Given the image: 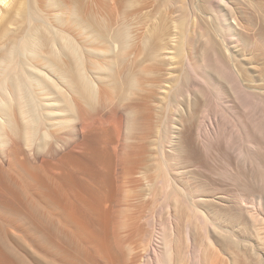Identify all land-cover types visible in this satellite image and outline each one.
<instances>
[{
    "label": "bare ground",
    "instance_id": "6f19581e",
    "mask_svg": "<svg viewBox=\"0 0 264 264\" xmlns=\"http://www.w3.org/2000/svg\"><path fill=\"white\" fill-rule=\"evenodd\" d=\"M72 2L67 15L49 18L37 0H0V264L136 263V258L129 262L125 257L130 237L123 236V221L104 205L112 199L114 166L123 176L141 164L142 148L131 153L130 161L120 142L148 123L142 103L151 97L167 100L177 116L165 124L156 140L151 139L143 164L146 170H140L143 200L166 214L163 247L153 250L143 264H217L213 234L217 208L236 209L247 226L249 240L244 247L250 263L264 264V73L230 49L231 23L236 27L239 23L226 18L223 10H228V1L207 2L206 17L220 40L219 45L211 40L213 45L198 59L179 43L183 31L176 21L166 16L150 18V11H145L147 0L134 1L135 6L130 5L134 8L126 10L132 16L125 15L119 25L117 21V28L99 27L87 3ZM62 4V0L48 2L55 8ZM138 44L143 45V56L151 67L145 70L150 77L143 93L148 98L137 102L131 97L136 98L135 92L144 90L146 82H139L132 70L124 76L123 67L135 56ZM118 84L131 90L125 92L128 101L115 110L104 87L114 93ZM84 102L90 112L100 106L99 122L111 126L118 120L124 125L116 160L108 149L117 140L112 127L93 124H88L89 135H81L83 154H63L53 164L60 169L58 174L40 170L25 155L18 157L19 142L29 147L36 143L42 128L68 120L60 117L62 113L73 110L77 120L93 121L96 114H85ZM107 114L116 120H109ZM10 143L11 153L4 154ZM155 148L156 154L151 152ZM213 154L226 155L225 166L214 175L222 184L217 185L219 180L210 175L203 176L202 185L190 187L184 180L189 170L183 168ZM150 217L152 224L142 231L149 245L157 232L156 214ZM177 222L183 225V248L175 235ZM194 226L198 235L202 230L200 242L197 233L194 237ZM237 258L231 264H243Z\"/></svg>",
    "mask_w": 264,
    "mask_h": 264
},
{
    "label": "rangeland",
    "instance_id": "374dc122",
    "mask_svg": "<svg viewBox=\"0 0 264 264\" xmlns=\"http://www.w3.org/2000/svg\"><path fill=\"white\" fill-rule=\"evenodd\" d=\"M47 1L49 2V0H37V3L40 6V9H42L41 11L44 12V14H46L49 18H52V16L54 14L56 16H59V17L62 15H67L70 12V8L73 6L72 0H62L63 4L60 8H55L53 5L49 6ZM82 1L87 3L88 6L91 8V13H92L93 17H95V19H96L95 22H97L99 27L102 28V27L109 25L110 27H116L117 28L118 27L117 25H119L120 22L123 21L125 15H130L128 12H130L131 9L134 8V7L132 8L130 5L132 3L135 4L134 1H136V0H133V1L129 0L128 2H127V0H82ZM208 1L209 0H147L148 7L145 9V11H150V14H152V16L150 18H152V19H154L155 17H157V19H158L159 17L163 18V16H166L167 20L176 21L177 24L179 25V28H181L180 29L181 33L183 31V33L181 35L183 37V39L181 37V39H179V40L177 39V40L179 41V43L184 44V50L186 49L185 52L190 51L192 53V55H194V57L196 59H198L200 57V55L202 54V52H205V50L208 49L209 45H213L211 40H213V42H215L217 45H219V40H220V38H219L220 36L217 34L218 32H216L215 29L212 28V25H211L209 19L206 17V15L208 14L207 12H209V8L207 6ZM226 1H228V3H227L228 4L227 5L228 10H226L225 8L223 10L226 18H229L228 20L230 22L233 21L232 20L233 18H236L239 25H241V27H239V25H237V27H236L234 22L231 23L232 24L231 26H232L233 31H234L233 32L234 38L230 42V46H231L230 49L232 51H234L235 53H237L238 56L240 57V59L244 60L245 62H250L254 66V70H257L258 72L261 71L262 73H264V0H226ZM127 4H129V5H127ZM132 6H135V5L132 4ZM127 9L129 10L128 12L126 11ZM124 12H127V14L126 13L124 14ZM122 14H123V16H122ZM231 15L233 17H231ZM130 16H132V15H130ZM130 16H126V18L128 19L127 21H129V18L130 19L132 18L131 20L134 22L135 26L137 27L138 25L135 23V20H133V17H130ZM126 18H125V20H126ZM204 18L206 20H204ZM184 20L186 23L184 22ZM197 20L201 21V22H197ZM242 26L245 28H243ZM132 27L135 28L134 25L131 26V28ZM203 27H205V29ZM241 30H243V31H241ZM209 31L212 35L211 34L209 35ZM214 32L216 33V35ZM210 36H211V38H210ZM184 38L186 39L185 41L187 42V44L185 43ZM174 40H176V39H174ZM174 43H175V41L172 42V44H174ZM141 45L142 44H138L135 47L136 49L135 48L133 49V53L135 56L132 55L130 57L131 59H129V61H128L129 63L127 62L126 66L123 65L124 66L123 67L124 76H126L125 73L127 74L128 72H130L132 70V76H135L136 79L141 83L144 81L146 82V83H142V87L143 86L145 87L144 90L143 89L140 90L142 93H140L139 89L138 90L136 89L137 91L135 92V94H137L138 97L136 95V98H134L133 97V96H135L134 94L132 96L133 99L131 97V100H134V101L137 100V102L140 101L142 98H148L147 97L148 94H146L147 90H145V89L148 88L147 82H148L149 78H146V77L149 75L146 74L145 70H149L151 67L149 59H146L143 56L144 54L142 52ZM138 56L140 58L141 57H143V58L140 59ZM138 60H139V62H138ZM144 61H148V63L144 62ZM146 65H147V67H146ZM148 66H149V68H148ZM128 67H130V68L128 69ZM141 68H143V69H141ZM130 73L128 75H131ZM140 75H142V76H140ZM258 77H259V75H258ZM146 79H147V81H146ZM104 89L106 91H108V92H106V91L105 92L108 93L109 97L112 98L113 103L111 106L113 108L112 107L111 108L115 109V110H118L117 108L119 107V105H121L120 103H123L125 101V98L127 96V95L125 96V94L127 93V90L128 91H129V89L131 90V88H128V85L120 86L119 84L115 87L116 90L114 89L115 94L113 93V89L109 90L106 86L104 87ZM117 91H118V93H116ZM138 91H139V93H137ZM143 92H146V93H143ZM119 93H121V94H119ZM105 95H107V94L104 93V96ZM118 95H119V97H117ZM144 95L145 96L147 95V96L145 97ZM114 96H115V98H114ZM124 96H125V98H124ZM128 99L126 101H128ZM140 103H142V102H140ZM143 104H145L146 107H144L145 106L144 105L143 106L144 108L143 107L142 108L144 109V111H146L145 113H147V116L149 118L148 119L149 120L148 121V123H149L148 128H145L146 127L145 124H148V123H145L142 126L143 128L138 129V131L136 130L135 133H132V135L129 136L128 140H123V139L121 140V137H122L121 135L124 132V125L122 123H120L117 120V121H113L112 124H110L111 126H108V123L99 122V118H97V117H99L98 113H100L98 111L101 110L100 106H98V107L96 106V108L90 112L89 106L84 102V104L82 103V105H83L82 109L84 108L83 110H85V114L88 113L87 115H90V116H91V114H96L94 116L95 118L94 117L92 118L93 121H91V119H90V121L85 120V121H87V123H86L85 121L77 120L75 111H73V110L68 111L66 113H62L61 114L62 116L60 115V117L62 119H68L66 121L67 123L65 122L63 124H60L57 122L58 124L55 123L53 125H48L47 127L45 126L44 127L45 129L42 128V130H41L42 135L39 136L38 141L36 140V143H34L33 145H30V147H29L28 145L25 146L24 143L19 142V144H18L19 149L18 148L15 149L16 151L19 152V153L17 152V155L20 159H23L24 155H25V156H27V158L29 160L35 161L34 163H36V164H34V165H36L37 167L39 166L40 170L45 171L48 174L55 175L56 173L58 174V171H60V169L58 170V168H54V167H57V164L54 167H52V166L56 162L58 163V160L60 159V157L63 154H69L70 152H71V154L75 153L77 155L83 154V148L84 147L82 145L83 139L81 137L82 136L84 137L85 134H86L85 136L89 135V134H87V132L91 131L92 128H91V126H88V124L89 125L93 124V126L98 125L100 127L102 126L105 128L106 127H112L110 129V131L113 132V135L117 140L115 139L116 141L112 142V144H111L112 146L109 144L108 149H109V153H111V156L113 157V155H114V158H113L114 160H116L118 157L117 156L118 155L117 154L118 149L116 150V148H118V146L120 144H122L124 147L126 146L125 148L128 150V151L127 150L126 151L128 154H130V161L133 159V156H132L133 153L132 152L135 151L134 153H136L137 151H140V149L142 148L141 150L144 153L142 156H143V159L145 158V160H143L141 158L140 166L136 167V169L138 168L137 169L138 171L137 170L135 172L133 171L134 173L129 172L130 174L128 173V174L122 176V174H119L116 166H114V168H113L114 170L112 169V177L114 179L113 186H112L113 187L112 188V192H113L112 193V199L108 204L104 205V207L106 206L105 208H107V205H109L108 206L109 209L112 212L114 211L113 213H115V215L117 214L119 216V218L123 221V224L125 226L122 228V230L124 229L122 231L123 236H126V238L130 237L128 239V244L125 246V250H124L125 251V257H126V260L128 259L129 262L136 260L135 264H143L146 260L151 258L152 254H153V250L156 251L160 247H163L162 246L163 245L162 239H163V234H164L163 226H164V222L166 221V214H162L160 212L159 208H157V206H155V207L151 206L148 203V201H146V199L143 200L144 194L142 193L143 188H141V187H144V180L142 177H140L141 176L140 170H146L145 165H143V164L147 163V160H146L147 156H146L145 152L148 151V149H149L151 139L154 140L155 138H158L161 135L160 132L164 131L165 124L167 122L173 121L174 118H176V116H177L174 112L175 111L174 108L173 107L171 108L170 106H168L167 100L158 99L157 97H154V98L151 97V99H147V101L145 103L143 102L142 105ZM116 106H118V107H116ZM145 108H146V110H145ZM96 112H98V113H96ZM174 114H175V116H174ZM67 115L69 116V118L67 117ZM118 115H119V113H118ZM70 116L74 117L76 120L74 118H71ZM65 117H67V118H65ZM107 117L109 120L115 119L112 117L111 114H109V115L107 114ZM109 117H112V118H109ZM96 119H97V121H96ZM119 123H120V126H119ZM141 130H143V131L146 130V131L143 133ZM46 131H47V133L45 136V135H43V133ZM139 131H141V132H139ZM138 133L141 134L142 137H146V135H147L145 140L142 137H140L141 135L139 136L140 137L139 138L137 136ZM135 136H137L138 138H136ZM140 139L142 141L143 140L144 141L142 142V141H140ZM98 140H99V137H98ZM120 140L122 143L121 142H120V144L117 143ZM138 143H139V145L141 143L140 146H142V147H138L139 146ZM142 143H144V144H142ZM10 145H11V143L5 147L4 151L6 153H4V154H7V153L10 154L11 153L10 152L11 149H9L11 147ZM51 148L53 150L52 153H51ZM131 148H133L135 150H133ZM136 149H138V150H136ZM111 150H112V152H111ZM57 152H60L61 155L57 154ZM151 152L156 154V148L153 149ZM131 153H132V155H131ZM4 154H3V158H6V156H8V155L4 156ZM71 154H69V155H71ZM1 155H0V159H2ZM21 155L23 156V158ZM9 157H10V155L5 160H8ZM225 157H226L225 154L224 155L213 154L212 157H210V158H202L203 160L199 159L194 163L193 162L190 163V165L189 164L186 165L183 169H185L186 171L189 170V172L184 177L185 178L189 177L190 179L186 178L189 180H186V179H184V180L187 181L186 183H189L188 185L190 187H196V186L202 185L204 179L206 178L203 176L212 175L214 178L213 180L218 179V177L216 178L215 176H217L216 173H219L220 169H222L225 166V161H226ZM43 160L46 162H49L51 166H47V165H49V163H45L47 167L42 166V165H45ZM113 162H114V165H116V163H115L116 161H113ZM133 162H134V160H133ZM44 167H46V168H44ZM136 172L137 173L139 172V173L137 174ZM147 172H148L149 176L153 175L152 171L149 170ZM131 173H133V174H131ZM201 180H203V181H201ZM218 180L220 181V179H218ZM216 181H215V183H216ZM219 181H217V183H216L217 185L222 184V182L220 181L221 182L220 183ZM142 183H143V186H142ZM123 195H124V198H123ZM115 204L116 205L118 204L119 206L117 205V207H116ZM118 208H119V210H117ZM217 209H218L217 211H218L219 217H218V219L215 220L214 227L215 226L216 227L213 229V234H214V237L216 240V247H217L216 248L217 253L215 252L216 259L215 258L214 259L217 260L216 261L217 264H229V263L231 264V262H233L234 259H236L237 257L239 258V259L237 258V260L241 259L240 263H243V264L253 263L251 261L252 259L250 260L248 257V254H249L248 248L244 247V245H246L248 240H249L248 235H247L248 233H247V226H246L245 221L238 217V213L236 212L235 208H233L232 210L226 209V208H217ZM172 213H174V212L172 211ZM152 214L153 215L156 214L157 220L155 222H156L157 232L153 238L152 243L149 245L145 241H143L144 239H142V238H143L144 233H142V231H144V229H148L150 224H152L153 221L150 217V216H152ZM164 218H165V220H164ZM131 222H133V223H131ZM160 223H163V224H160ZM181 225L182 224H180V222L178 223V225L177 224L175 225L176 231H177V232H175L176 233L175 235L178 239V245H180V247L184 245L183 247H185L184 243L186 241L184 240V238H182L184 234H183V225L182 226ZM194 227H196V226H194ZM194 227H192L193 233H194V235H195V233H197L196 235H198V227H196V229ZM127 229H130L131 232H130V230H127ZM194 229L196 230V232L194 231ZM125 230H127V231H125ZM200 230L201 229H199V231ZM200 232H202V230ZM200 232H199L200 235H198L197 237H196V235L194 236V237H196L197 240L201 239V237H202V234ZM198 242H200V240ZM183 247H181V248H183ZM235 251H237L238 253H236ZM235 254L237 255L236 258H235V256H236ZM127 255H129V256H127ZM33 256L34 255H31L30 258L32 259ZM132 257H133V259L134 258H136V259L133 260V259H131ZM36 261H40V260H36ZM250 261H251V263H250Z\"/></svg>",
    "mask_w": 264,
    "mask_h": 264
}]
</instances>
